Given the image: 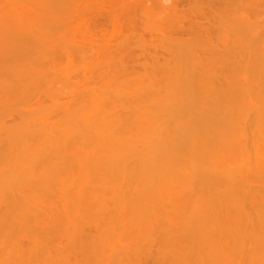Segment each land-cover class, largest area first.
<instances>
[{"label":"bare ground","instance_id":"bare-ground-1","mask_svg":"<svg viewBox=\"0 0 264 264\" xmlns=\"http://www.w3.org/2000/svg\"><path fill=\"white\" fill-rule=\"evenodd\" d=\"M0 264H264V0H0Z\"/></svg>","mask_w":264,"mask_h":264}]
</instances>
